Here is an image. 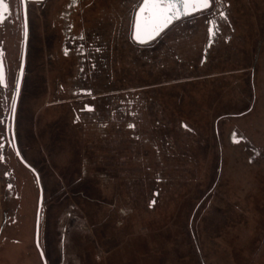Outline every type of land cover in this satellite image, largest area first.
Returning a JSON list of instances; mask_svg holds the SVG:
<instances>
[{
    "label": "rangeland",
    "instance_id": "1",
    "mask_svg": "<svg viewBox=\"0 0 264 264\" xmlns=\"http://www.w3.org/2000/svg\"><path fill=\"white\" fill-rule=\"evenodd\" d=\"M5 1L0 264H45L11 134L22 0ZM49 1L29 2L15 119L47 263L264 264V0H220L205 61L215 2L140 45L142 0H77L67 20L69 0ZM69 25L85 54L64 52Z\"/></svg>",
    "mask_w": 264,
    "mask_h": 264
},
{
    "label": "snow or ice",
    "instance_id": "2",
    "mask_svg": "<svg viewBox=\"0 0 264 264\" xmlns=\"http://www.w3.org/2000/svg\"><path fill=\"white\" fill-rule=\"evenodd\" d=\"M214 2L222 6L220 0H142L137 4L138 11L134 13L136 17L134 38L142 43L150 40L174 20L191 16L193 13L213 10ZM219 15L224 16L225 13L219 12ZM208 24L209 31L214 32L216 27L214 10ZM129 127L134 128L135 125Z\"/></svg>",
    "mask_w": 264,
    "mask_h": 264
},
{
    "label": "water",
    "instance_id": "3",
    "mask_svg": "<svg viewBox=\"0 0 264 264\" xmlns=\"http://www.w3.org/2000/svg\"><path fill=\"white\" fill-rule=\"evenodd\" d=\"M28 2V0H27ZM142 2V1H141ZM22 5H23V16H24V40H23V51H22V59H21V66H20V71H19V76H18V81H17V86L15 90V96H14V102H13V108H12V113H11V134L13 137V145L15 147V150L17 154L19 155L20 159L23 161V163L28 166L37 176L38 184L40 187V196H39V206H38V212H37V224H36V244L39 248V251L42 255V258L44 260L45 264L47 263V258L44 253L43 248L40 245L39 242V232H40V223H41V214H42V207H43V187L40 182V177L37 172V170L29 164L23 156L20 154L18 146H17V141H16V136H15V119H16V112H17V106H18V101L20 97V92H21V86L22 82L24 79V74H25V69H26V61H27V48H28V40H29V22H28V12L27 15L25 16V8L27 10V3L25 4V0H22ZM138 11V9L136 10ZM9 13V5L5 0H0V22H3V20L6 18L7 14ZM196 14V13H193ZM192 14V15H193ZM189 17V16H188ZM186 18V17H181L179 20ZM179 20H174L170 25H168L167 28H169L172 24H174L176 21ZM135 23H136V17L134 18V23H133V31H132V38L133 40L140 45L148 44L156 40L167 28H164L159 34L154 35L152 39L146 40L145 42H140L137 41L134 38V33H135ZM217 30L215 28L214 32L209 31V39L205 47V52L207 51V48H210L211 45L214 42V38L216 36ZM0 84L2 86H7V70H6V65H5V59H4V49L2 46H0ZM9 175V174H7ZM11 187V185H10ZM6 221V218H5ZM4 224L0 229V235L3 230Z\"/></svg>",
    "mask_w": 264,
    "mask_h": 264
},
{
    "label": "flooded vegetation",
    "instance_id": "4",
    "mask_svg": "<svg viewBox=\"0 0 264 264\" xmlns=\"http://www.w3.org/2000/svg\"><path fill=\"white\" fill-rule=\"evenodd\" d=\"M31 1H33V0H28V2H27V12L28 13H29V2H31ZM35 1L40 2V6L44 7L45 3H47L48 0H35ZM76 4H77V0H69V2H68L69 10L64 13L65 20L68 19L67 17L69 16L70 11H72V8H74L76 6ZM218 10H219V12H223V7L218 6ZM22 11H23V5H22ZM219 12L218 13L216 12V14H215V22H216L215 28L217 30L216 36H218V32H220V25H219L218 19L226 17V14L224 16H221V15H219ZM28 22H29V14H28ZM71 26L72 25H69V27L67 28L66 39L63 42V50L66 54H68L69 52H71V50H73L75 48V50H77L79 54L83 55L87 52L85 49V46H84L85 45L84 41H83L84 37L82 35H80L78 37L73 35L72 32H70L72 30ZM29 32H30V27H29ZM216 36H215V38H216ZM215 38H214V41H215ZM90 48H92V47L90 46ZM208 51H209V48H207L206 52L204 50L203 61L206 60ZM84 59H85V57H84ZM91 59L93 60V58H91ZM85 93L90 94V96L92 98L94 97L91 90H87V91L85 90Z\"/></svg>",
    "mask_w": 264,
    "mask_h": 264
},
{
    "label": "crops",
    "instance_id": "5",
    "mask_svg": "<svg viewBox=\"0 0 264 264\" xmlns=\"http://www.w3.org/2000/svg\"><path fill=\"white\" fill-rule=\"evenodd\" d=\"M4 218H6L5 216H4ZM5 220V219H4Z\"/></svg>",
    "mask_w": 264,
    "mask_h": 264
}]
</instances>
